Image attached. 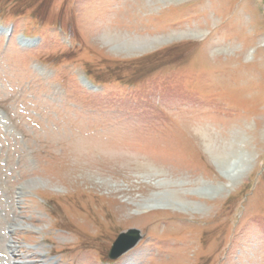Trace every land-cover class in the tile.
<instances>
[{"label":"rangeland","instance_id":"rangeland-1","mask_svg":"<svg viewBox=\"0 0 264 264\" xmlns=\"http://www.w3.org/2000/svg\"><path fill=\"white\" fill-rule=\"evenodd\" d=\"M0 24V264L11 242L26 264H264V0H0ZM238 155L234 182L216 157ZM157 181L189 205L141 209Z\"/></svg>","mask_w":264,"mask_h":264},{"label":"bare ground","instance_id":"bare-ground-1","mask_svg":"<svg viewBox=\"0 0 264 264\" xmlns=\"http://www.w3.org/2000/svg\"><path fill=\"white\" fill-rule=\"evenodd\" d=\"M201 28V29H203L204 30V28L201 26V25H198L197 26V28ZM196 28V27H195ZM198 28V29H199ZM105 37V36H104ZM107 37V38H106ZM105 37V39H111L110 37H108V36H106ZM104 39V41H106ZM127 40V39H126ZM127 41H129V40H127ZM127 41H126V43H127ZM138 45H139V47H138V45L137 46H135L136 48H141L140 46H142L143 45V43L144 44H148V42H150V39H146L145 40V38H144V40L143 41H135ZM141 42H143L142 44H141ZM106 43H111L109 40L108 41H106ZM126 43H123V44H125L126 45ZM129 43V42H128ZM29 44V43H28ZM120 45H121V42H120ZM129 45V44H128ZM118 46H119V44H118ZM124 46V45H123ZM123 46H121V47H123ZM225 46H227V45H225ZM117 47V46H116ZM219 47H221L220 49L221 50H227V48L228 47H226V48H222V46H219ZM231 48V47H230ZM123 49V48H122ZM135 49V48H134ZM119 50V49H118ZM137 50V49H136ZM244 52V51H243ZM87 86L89 85L87 82H86V80H84L83 81ZM207 128V127H206ZM208 130V129H207ZM207 130L206 131H204V133L205 132H207ZM202 132V131H201ZM206 134H208V133H206ZM210 134V133H209ZM208 134V135H209ZM213 134V133H212ZM203 137H204V139H202V141L204 140L205 141V143L206 144H208L210 147V149H208V147L206 148L207 150H209V151H211V153L213 154L212 156H213V158L212 159H214V155H216V154H218V155H220L221 153H219L220 151H218L216 148L214 149L213 148V145H214V143L216 142H214L213 144L212 143H210L211 141H210V137L207 139V136H205V134L203 135V134H201ZM215 135H217V134H215ZM212 136V135H211ZM206 137V138H205ZM214 137V136H213ZM216 137V136H215ZM201 139V138H200ZM218 140H220V139H218ZM230 141V140H229ZM235 141H236V139H235ZM213 142V141H212ZM219 142V141H218ZM233 142V141H232ZM227 144V143H226ZM207 145V146H208ZM224 146V145H223ZM234 146V145H233ZM222 147V146H221ZM225 148H227V147H225ZM224 148V149H225ZM221 149V148H220ZM228 151V150H227ZM227 155H228V153H227ZM223 157H224V155H222ZM222 156H220V157H216L217 158V161H216V164H218L219 165V167L221 168V170H222V172L226 175V177L230 180V181H234L235 182V180L236 179H238L239 177H242V175H244V173L246 172V169L248 168V163H249V159L247 158V157H245V156H237V159H236V161L235 162H233V163H227V161H226V159H224V158H222ZM215 158V159H216ZM92 177V176H91ZM174 183H176V182H174ZM173 182H166V181H157V182H155L154 183V188H156L155 189V191H156V193L155 194H153L152 196H151V198H149L148 200H146L145 202H143V204L142 205H140V207H141V209L142 208H144L145 209V211H148V210H154V209H160V208H162V209H166V208H168V207H170V205L171 206H173V208H176L177 207V205L179 204V205H185V206H188L189 204H186V202L185 203H183L182 201H184L185 199H183L182 197H181V195H182V193H180V190H178L179 188L181 189L182 187V185H177V184H174ZM187 183V182H186ZM191 184V183H190ZM185 185V184H184ZM208 188V187H207ZM183 189V188H182ZM182 192V191H181ZM199 195H206V194H211L212 193V191H210V188L209 189H206V190H199ZM190 193V192H189ZM18 193H16V195H17ZM21 193H19V195H20ZM198 194V193H197ZM212 195V194H211ZM190 196V195H189ZM194 196V195H193ZM20 196H18L17 198H19ZM178 197L180 198H182L183 200L182 201H178L179 199H178ZM178 199V200H177ZM187 199H194V198H192V196H190L189 198L187 197ZM204 199V198H203ZM201 200V199H200ZM208 202V201H207ZM131 204V203H130ZM197 207V206H196ZM179 208H181V207H179ZM194 208V207H193ZM139 210H140V208H139ZM143 212V211H142ZM193 212H195V211H193ZM13 221H11V225L9 224V226H8V230H9V233L10 234H14V231L12 232V230L13 229H15V228H17V227H22V226H20V225H18V224H15V223H13ZM7 253L9 254V256L11 257V258H13V260H19L18 262H16V264H26L18 255H16V252H19L20 251V247H17L15 244H12V242L10 243V245H9V247H8V249H7ZM128 253V252H127ZM43 258V257H42ZM43 262L42 261H39L37 264H42Z\"/></svg>","mask_w":264,"mask_h":264},{"label":"water","instance_id":"water-1","mask_svg":"<svg viewBox=\"0 0 264 264\" xmlns=\"http://www.w3.org/2000/svg\"><path fill=\"white\" fill-rule=\"evenodd\" d=\"M143 239L142 232L139 229H129L122 232L113 243L108 257L111 260H117L124 254L134 249Z\"/></svg>","mask_w":264,"mask_h":264}]
</instances>
